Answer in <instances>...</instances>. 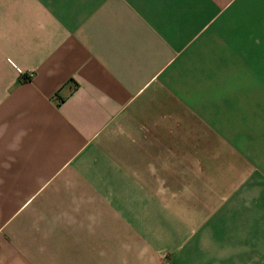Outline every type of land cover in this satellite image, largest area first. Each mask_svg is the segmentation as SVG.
Returning <instances> with one entry per match:
<instances>
[{
	"label": "crops",
	"instance_id": "crops-1",
	"mask_svg": "<svg viewBox=\"0 0 264 264\" xmlns=\"http://www.w3.org/2000/svg\"><path fill=\"white\" fill-rule=\"evenodd\" d=\"M207 242L264 260V0H0V264Z\"/></svg>",
	"mask_w": 264,
	"mask_h": 264
},
{
	"label": "rangeland",
	"instance_id": "rangeland-1",
	"mask_svg": "<svg viewBox=\"0 0 264 264\" xmlns=\"http://www.w3.org/2000/svg\"><path fill=\"white\" fill-rule=\"evenodd\" d=\"M204 247V252L196 255L187 264H264V260L259 258V244H253V257L251 258L245 257V251L240 249L244 247L243 242L237 244L236 253L234 250H230V243L207 242ZM177 249L170 246H158L154 252L155 257L154 254L152 257L157 264H175L179 255V252L175 253Z\"/></svg>",
	"mask_w": 264,
	"mask_h": 264
},
{
	"label": "trees",
	"instance_id": "trees-1",
	"mask_svg": "<svg viewBox=\"0 0 264 264\" xmlns=\"http://www.w3.org/2000/svg\"><path fill=\"white\" fill-rule=\"evenodd\" d=\"M31 80V78L29 76H23L22 77V82H29Z\"/></svg>",
	"mask_w": 264,
	"mask_h": 264
}]
</instances>
